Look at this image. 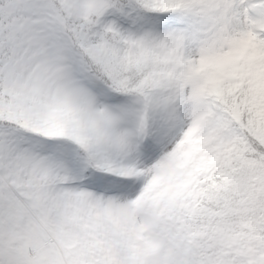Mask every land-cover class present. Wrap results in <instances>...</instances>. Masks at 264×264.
Instances as JSON below:
<instances>
[{"label": "snow or ice", "instance_id": "6c2138e0", "mask_svg": "<svg viewBox=\"0 0 264 264\" xmlns=\"http://www.w3.org/2000/svg\"><path fill=\"white\" fill-rule=\"evenodd\" d=\"M0 264H264V0H0Z\"/></svg>", "mask_w": 264, "mask_h": 264}]
</instances>
